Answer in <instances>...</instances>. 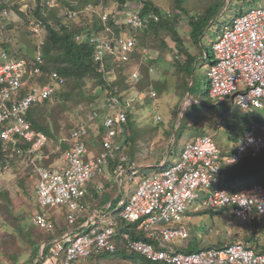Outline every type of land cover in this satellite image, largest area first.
<instances>
[{
  "label": "built area",
  "instance_id": "built-area-1",
  "mask_svg": "<svg viewBox=\"0 0 264 264\" xmlns=\"http://www.w3.org/2000/svg\"><path fill=\"white\" fill-rule=\"evenodd\" d=\"M58 1L61 0H0V22L10 19L15 6L22 13L39 8L45 15L58 6ZM237 2L252 3V0ZM73 8L76 6L67 8L58 17V23L29 19L28 31L36 41L34 54L29 59L0 53V172L23 164L36 180L37 210L31 218L33 228L52 233L54 226L47 211L59 207L67 212L69 228L59 239L41 244L38 255L24 264H89V260H97L101 254H114L119 241L127 254L154 264H264V251L258 252L253 245L241 241L189 253L168 245L187 237L183 221L189 213L229 209L242 222L255 214L264 215V186L229 192L221 185L224 165L232 166L245 155L254 158L264 151V126L245 132L225 156L213 135L200 136L184 146L175 164L166 168L161 164V170L145 177L140 176L138 166L128 156L120 153L123 146L117 139L127 123V115L118 96H104L101 110H88L69 137L59 140L51 150L49 139L32 128L27 120L30 107L50 100L64 82L53 72L49 82L39 83L45 63L40 46L47 27L55 31L69 30L73 24H79L76 23L79 15L88 18L96 11L90 4L83 9ZM142 8L140 1L125 20L126 27L119 28L118 36L106 27L108 37L89 30L74 37L77 44L93 48L92 58L99 65L98 72L105 71L108 60L126 62L136 50L138 31L147 22L159 20L154 14L142 16ZM108 16L106 12L100 13L102 22ZM211 51L212 61L206 73L209 98L226 99L230 107L245 113L262 109L264 7L251 5L246 12L238 9L220 30ZM143 54L147 56V51L143 50ZM112 74V68L104 73L106 77ZM138 76L135 72L132 79ZM136 98L143 100L145 95L139 93ZM126 106L129 107L128 101ZM215 128L223 130L222 124H216ZM89 131L100 137L101 149L97 155H92L86 144ZM63 143L67 148L59 163L48 164L52 154L60 153ZM114 159L118 164L111 170L109 164ZM96 179L114 180L119 190L126 186L129 196L116 199V208L110 204L102 208L86 206L83 200L89 196L87 185ZM103 191L101 184L97 193ZM118 221L137 224V230L148 241L135 240L126 232L118 233Z\"/></svg>",
  "mask_w": 264,
  "mask_h": 264
},
{
  "label": "trees",
  "instance_id": "trees-1",
  "mask_svg": "<svg viewBox=\"0 0 264 264\" xmlns=\"http://www.w3.org/2000/svg\"><path fill=\"white\" fill-rule=\"evenodd\" d=\"M143 2V8L141 10V15L146 17L150 14L158 16L159 20L157 22L149 21L145 26L138 31V43L136 51L130 55L129 59L126 62H112L108 60L106 62L105 71L109 72V69H113V74L111 79L107 78L104 72H98V64L93 61V48L85 45H79L75 43L74 37L86 30L93 32L94 34L108 37L109 34L106 33L105 28L108 27L111 31L117 36L120 33L121 27L125 28V20H122V14L129 15L132 11H128V14H125V6H129L130 3H134L136 6L139 2ZM171 7L177 10V13L169 12L164 13L159 10L150 0H77V7L73 9H83L84 6L90 4L94 9L100 4L102 5L100 11H106L109 7V2H116L118 13H111L108 16L106 22H102L97 12L89 15L88 18L81 19L79 24H73L72 28L67 30L62 28L60 31L53 30L50 26L47 27V32L44 37L43 43L40 46L42 52V57L44 59V66L42 68V75L39 77V83L45 84L50 81V76L53 72H56L64 80L60 89L55 93V95L50 100H45L36 104H33L27 112V120L33 129L42 132L49 140L53 139L56 143L61 140L59 130L62 129L60 122L55 121L54 108L51 107V104L54 103L56 108H58V114H63L65 111L70 110L71 108H77L81 105L90 104L91 107L89 110H101V104L103 102L104 96H118L121 106L124 108V111L127 115V123L122 126V132L119 133L117 141L124 144V148L121 150V154L127 155L132 161L136 160V154L138 147L137 141L139 137L137 134L139 131L134 126V123L131 122L133 115L130 113V107H127V99L134 93L145 92L148 94L147 99L150 98L149 93L146 92V88L150 90L160 92L159 87L155 82H152L149 77L148 67H144L140 63L141 56H143V49L147 50V59H151L150 53H157V58L152 61L155 63L159 59H163L168 52H171V49L166 44L165 40L168 38L174 45V58L172 56V64L174 68H177L181 76L179 78L184 81V88L187 89L189 82V77L195 67L198 65V61H205L209 65L212 60L211 55V44L207 47L203 44V39L206 38L208 33H210L211 38L217 37L218 31L228 23L224 21V12L219 17V12L225 6L224 0H205L200 6V9H187L186 5L189 3V0H168ZM72 8L71 6H69ZM18 6H15L14 12L15 15L22 18L26 17L29 19H41L42 21L48 23L60 21L57 19L56 11L51 10L50 12L42 13L39 8L26 13L19 12ZM120 10V11H119ZM129 10V9H128ZM122 11V12H121ZM13 12V13H14ZM169 16H166V15ZM56 19V20H55ZM121 21V22H120ZM187 26L189 29L188 39L191 44L189 47L185 40L180 36L179 28ZM214 27H217V32L214 30ZM36 47V42L34 43V48ZM22 51L25 50V47H22ZM35 51V50H34ZM1 52H6L10 55V45L5 44L2 46ZM204 52V55H203ZM12 56V55H10ZM30 57V54L24 53L22 56L12 57ZM27 57V58H29ZM136 60L139 65V74L141 73V78L131 86L132 82L135 80L132 79V72L130 74V68H132L131 60ZM147 66V65H146ZM138 79V78H137ZM89 80L92 82L90 91L85 90L86 81ZM207 81V79H206ZM99 89L101 97L97 102L92 100L93 96H90L94 89ZM208 82L204 89L205 101L203 105L199 107H194L193 109H188L185 115L182 118V126H179L176 130V140L177 144L180 140L181 135H178V132L183 130V128H191L193 136L191 138L195 139L196 137L208 135L204 127L201 125L199 129L193 128L191 126L188 118L200 119V112L204 111L205 116L210 115L215 121L216 124H222L223 128L232 133L231 140L236 141L241 137L245 132L249 131L252 126L262 124L263 117L261 116V111H264V107L261 110H254L252 112L245 113L237 108H232L228 106L226 110L220 108V104L214 105L208 96ZM202 101V100H200ZM94 102V103H93ZM51 107V108H50ZM100 114H103L101 112ZM198 117V118H196ZM62 120V119H61ZM161 123V122H160ZM161 126V124H160ZM77 127V126H76ZM75 127V128H76ZM68 125H65L64 130L66 135H70L73 129ZM69 131V133H68ZM174 131V125L171 126L170 131L165 132L167 135L171 136ZM157 132L156 128L151 129V133ZM68 133V134H67ZM69 137V136H68ZM87 146L93 148L94 150L101 149L100 137L94 135L89 131L87 139ZM67 146L65 143L62 144L60 154L65 151ZM173 148V147H172ZM183 149V146L180 145L179 151ZM173 149H171V154ZM55 158H60V154L56 153ZM119 154V155H121ZM118 164L116 159L110 161L109 168L111 170ZM148 168L140 170L142 176H146L145 173ZM160 170V169H159ZM222 185L229 192H238L242 189L250 188L254 185L264 186V151H262L257 157H251L250 155H245L243 159L232 166L224 165L222 167ZM117 189V188H116ZM97 193L93 192V196H96ZM99 196V195H98ZM97 198V197H96ZM112 204H116V201H113ZM264 217L258 216L255 214L250 220L245 223L247 225L255 226L256 228L264 231ZM262 225V226H261ZM137 224L126 225L123 222L119 224L118 233L126 232L129 233L135 240L148 241L146 237L142 234L141 231L137 230ZM35 228H30L27 232L29 235L31 231ZM59 230V229H56ZM59 232V231H58ZM62 232V231H61ZM60 232V233H61ZM37 239L32 241L31 238H26L29 246H33V250L28 260L34 258L35 252L43 240L50 239L51 236H44L43 234L36 233ZM33 235V234H32ZM58 235L56 232L55 236ZM54 236V235H53ZM52 236V237H53ZM253 236H250L246 243L250 244L253 240ZM32 241V243H30ZM264 251V246L258 247L257 251ZM126 252L119 248L114 254H101L97 259H103L107 256L117 257L118 255H124V258H132L138 261L139 264H154L145 261L141 257H135L132 255L127 256ZM14 262H17V258L14 259Z\"/></svg>",
  "mask_w": 264,
  "mask_h": 264
},
{
  "label": "rangeland",
  "instance_id": "rangeland-1",
  "mask_svg": "<svg viewBox=\"0 0 264 264\" xmlns=\"http://www.w3.org/2000/svg\"><path fill=\"white\" fill-rule=\"evenodd\" d=\"M150 1L164 13H179L177 10L171 7L168 0ZM237 1L239 0H232V2L229 4L227 0H224L226 5L223 6V8L226 7L228 10L226 15H224V21H229V19L234 16L236 6L243 12H246L250 9L251 5L249 3H238ZM73 2L77 3V0L58 1V6L55 8L57 19L67 8H69V6L73 4ZM204 2L205 0H189V3L186 5V7L189 9V11L193 9H200L199 5ZM253 6L264 7V0L256 1ZM135 7L136 6L134 3H130L129 6L127 4V6H125V14H128V11H132ZM116 8V2H109V7L107 8L106 12L108 14H117L118 9ZM15 14L17 13H12L8 21L0 22V53L2 46L9 44L11 50L10 55L18 57L22 56L24 53H28L31 57L34 54V43L36 41L32 38L28 31V18L26 17L25 19ZM82 18L83 15H79V21H81ZM126 19L127 15L122 14L123 22ZM214 30L217 32L218 28L214 27ZM179 32L180 36L185 40V43L191 47V44L187 39L189 33L187 26L179 28ZM210 35L211 34L208 33L206 39L203 41V44H205L207 47L212 44L211 39L213 38H211ZM165 42L171 49V52H168L169 54L163 59H159L155 63H152V61L157 58V53H150L151 59H148L147 61L144 60L143 56H141L140 59V63H142L144 67H148V73L150 75L149 79L152 82H155L157 87L160 89L158 94L157 91L146 88L145 91L150 93L154 92L156 94L155 97H150L147 101L137 104L131 109L133 115L131 122L134 123V126L139 131L137 134L139 140L137 141V146H135L138 147V150L136 151V160H130L134 162L138 168L142 169L149 166L154 167L158 165L159 162L163 161L165 156L168 155L170 147L174 142V131L172 132L171 136L167 135L165 132L170 131L171 126L174 125V128H176L179 125L181 120L180 116L187 108L186 105L193 102L190 93L196 99H201L202 101H205L206 99L204 89L207 84V77L205 76L207 62L199 60L197 67L192 71L190 78L191 83L192 81L193 83L190 84L191 88H189L188 94L187 89L184 88V81L179 78V76H181L180 71L177 68H174L172 64V56L174 58L175 52L174 45L168 38L165 40ZM23 46L25 47L24 51H22ZM131 62L132 68H130V74L135 71L138 72L140 64L134 59H132ZM141 77L142 76L140 73V77H138V79H134L135 81L132 82L131 86H133ZM91 86L92 82L87 80L85 90L89 92L91 90ZM89 95L93 96L92 100L94 102L99 101L97 96L101 97L100 90L97 88L89 93ZM216 103L217 102H213V104ZM90 104L81 105L77 108L73 107L70 110L65 111L63 114H58V108L55 107L56 105L54 103L51 104V107L55 109L53 115V117H55V121L60 122L62 125V129H60L58 133L60 135L59 139H64L69 136L65 133V125H68L70 129L75 128L78 124H80L81 121L85 119L87 112L91 107ZM227 107L228 104H220V108L222 110H226ZM193 108L194 106L190 107L189 109ZM260 114L264 119V111H261ZM158 117L161 121L157 120ZM188 120L190 121V124L193 126V128H195L194 126H199V121H194L193 118H188ZM210 124L212 123L208 121L207 125L206 123L204 124V128L208 127ZM258 125L264 126V120L262 124ZM180 126H182V121ZM153 128H156L157 132L151 133V129ZM191 131V128H183V130L181 128V130L178 132V135H181V137L179 142L173 145V153L169 157L170 163H174L178 158L177 153L180 145L183 146L193 140L187 141V139L193 136V132ZM213 137L217 145L222 144L224 146V144H226L228 141L227 131H218L217 133H214ZM51 140L53 141V139ZM55 144L57 143L51 142L49 145V150H51ZM55 155L57 154H52L49 161L53 162L55 159H59V157L55 158ZM154 172L155 169H148L146 174L150 175ZM123 183H126V179L123 180ZM35 185L36 180L30 177V171L28 174V171L25 169L23 164L13 165L8 170L0 172V264H19L24 260H27V258H29L31 255L33 246H29L26 238H31L32 241H35L38 236L35 234V232L39 233L36 229H33L31 231L32 233L27 235V231L30 228H33L31 225V218L37 210ZM123 191L124 188L119 190L118 187L117 195H121V192ZM222 210L215 213L209 211H199L190 215L193 218L187 227L189 234L187 240L194 242L192 247L200 249L204 242H212L215 238L224 239L223 242L221 240V243H219V245L222 246L236 241L246 242L250 236L254 237L250 244L257 246V248L264 246L263 230L261 231L259 227L256 228L255 226L241 223L239 219H237L235 216L233 217L228 211H226V209ZM49 212L53 213L52 218L55 220L60 219L63 221L66 219L67 212L63 207L51 209ZM263 224L264 223H262V225ZM209 231H211V233H209ZM43 235L46 237L45 233ZM183 240L184 239H177L176 241L179 243ZM32 241H30V243H32ZM254 242H256V244ZM125 254L129 256V254ZM15 258H17L16 263L14 262ZM88 263L139 264L137 260L132 258H124V255L122 254L118 255L117 257L107 256L106 258L97 260L94 258L89 260Z\"/></svg>",
  "mask_w": 264,
  "mask_h": 264
},
{
  "label": "crops",
  "instance_id": "crops-1",
  "mask_svg": "<svg viewBox=\"0 0 264 264\" xmlns=\"http://www.w3.org/2000/svg\"><path fill=\"white\" fill-rule=\"evenodd\" d=\"M230 1H232V0H230ZM256 1H259V0H252V3H249L250 5H253ZM228 2V1H227ZM73 4H75V5H77V3L76 2H73ZM226 5V4H225ZM225 8L226 7H224L220 12H219V17L221 16V14H223L224 12V10H225ZM236 9V11H235V13L237 12V10H238V8L236 7L235 8ZM223 12V13H222ZM188 39V38H187ZM206 38H204L202 41H204ZM215 39H216V37L215 38H213V39H211L212 40V43L215 41ZM188 41H189V39H188ZM207 42V41H206ZM188 45V44H187ZM203 55H204V52H203ZM143 58H144V60H145V58H147L146 56H144V54H143ZM148 59H146V61H147ZM199 62V61H198ZM197 67V66H196ZM195 67V68H196ZM206 68H208V64L206 65ZM136 72V71H135ZM138 74H139V72H137ZM206 73H207V70H206V72H205V76H206ZM139 77H140V74H139ZM190 77H191V75H190ZM189 77V82H188V86H187V92H188V94H189V88H191V86H190V84H192L193 83V81H192V83H191V78ZM207 77V76H206ZM139 93H144V95H145V98L143 99V101L142 100H137V98H136V94H139ZM139 93H134V94H132L131 96H130V98L129 99H127V101H128V105H129V107H130V113L132 114V112H131V109H132V107L133 106H136L137 104H141V103H143L144 101H147L148 99H147V97H148V94L147 93H145V92H139ZM152 93H154V92H152ZM155 93H154V96H152V94L151 93H149V96L150 97H155ZM190 96H191V99H193V102H191V104L189 103V104H187L186 105V109H185V111H183V113H182V115L180 116L181 117V120H182V118H183V116L185 115V113H186V111L190 108V107H199V106H202L203 105V101H200L201 99H196V98H194L192 95H191V93H190ZM210 99V98H209ZM211 101H212V103L213 102H217L216 104H214V105H217V104H228L227 103V100L226 99H221V100H218V101H215V100H212V99H210ZM139 101H142V102H139ZM229 106V105H228ZM199 116H200V119H194V121L195 120H197V121H199L198 122V124H199V126H195L197 129H199L200 128V126L202 125L203 127H204V122H207L208 123V121L210 122V123H212V124H210L208 127H205L204 129L206 130V132L208 133V134H211V135H214V133H217L218 132V130L216 131V128H215V126H216V121H215V119H213L212 117H210V115H206L205 116V112L204 111H201L200 112V114H199ZM196 118H198V117H196ZM211 118V119H210ZM160 120V119H159ZM158 120V121H159ZM181 120H180V123H181ZM161 121V120H160ZM180 123H179V125H178V127L180 126ZM224 131H227V130H224ZM227 133H228V141L226 142V144H224V146L221 144V145H217L218 147H219V149L221 150V153L225 156V155H229L230 153H231V151H232V146H233V143L235 142V141H232L231 140V137H232V133L231 132H229V131H227ZM214 138V137H213ZM193 138H189V139H187V141H190V140H192ZM175 140H176V136H174V142H175ZM195 139H193L192 141H194ZM53 142V143H56L54 140L52 141V140H49V142ZM191 141V142H192ZM51 142H50V144H51ZM119 142H121V141H119ZM174 142H173V144H172V146H171V148L173 147V145H174ZM190 143V142H189ZM49 144V145H50ZM186 144H188V143H186ZM185 144V145H186ZM49 147V146H48ZM125 146H124V144H123V148H124ZM171 148H170V150H171ZM90 153L92 154V155H97V153H98V150H94L93 148H91L90 147ZM169 153H170V151L168 152V155L167 156H165V158L163 159V160H165V159H168L169 158ZM56 154V153H55ZM180 154V151L178 150V153H177V159H176V161L179 159V155ZM61 158V157H60ZM59 158V159H60ZM59 159H55L53 162H51V161H49L48 162V164H52V165H56V164H58L59 163ZM175 161V162H176ZM162 162V161H161ZM48 164H46L47 166H48ZM170 165H173L174 163H169ZM13 166V165H12ZM11 166V167H12ZM10 167V168H11ZM25 169L28 171V174H29V169L27 168V167H25ZM140 169H142V168H140ZM147 172V171H146ZM145 172V173H146ZM105 184V186H104V191L103 192H100V194H98L97 193V187L99 186V185H101V184ZM222 183H223V180L221 181V185H222ZM103 184V185H104ZM223 186V185H222ZM224 187V186H223ZM116 188H118L117 187V184L114 182V180H110V181H103V180H101V179H96V180H94V181H92V182H90L88 185H87V189H88V193H89V196H87V197H85V199L83 200L84 201V203H85V205L86 206H90V207H92L93 205H97V206H100L101 208L104 206V205H111V208H116V204H112V202L113 201H116V199H122V198H126L127 197V195L129 196V192L127 191V187L125 186L124 187V191L123 192H121L122 194L121 195H117V189ZM93 192H96L97 193V195L96 196H93ZM128 192V193H127ZM99 195V196H98ZM97 197V198H96ZM55 209H57V208H55ZM225 210V209H224ZM50 210H48L47 211V215H48V219L52 222V224H53V226H54V230H53V232L52 233H45V235L46 236H51V238L50 239H46V240H43L42 241V243L41 244H43V243H46V242H49V241H52V240H56V239H59L63 234H65V232L69 229L68 228V226H67V224H66V219L65 220H63V221H61L60 219L58 220V219H53L52 218V215H53V213H50L49 212ZM223 211V210H222ZM226 211H228L231 215H232V213H231V211L229 210V209H226ZM217 212H220V211H217ZM213 213H215V212H213ZM191 214H193V213H189V215H188V218L187 219H185L184 221H183V224H184V226H185V228H186V230H187V227H188V225L190 224V222H191V220H192V216H190ZM233 216V215H232ZM234 217V216H233ZM263 221H264V218H263ZM122 221H118V223L120 224ZM127 225V224H126ZM161 226H165V224L164 223H161L160 224ZM56 229H59V230H56ZM38 232H39V234H44V232H42V231H39V230H37ZM59 231V232H58ZM62 231V232H61ZM56 232L58 233V235H56L55 236V234H56ZM61 232V233H60ZM217 232V231H216ZM209 233H211V231H209ZM54 235V236H53ZM53 236V237H52ZM188 236H189V234H188V230H187V237L182 241V242H177L176 240L174 241V242H172V243H169L168 245L169 246H171L172 248H174V249H176V250H178V251H182V252H193V251H199V250H202V249H206V248H211V247H220V246H222V245H219V243H221V240H222V242L224 241V239H220V238H215L214 239V241H212V242H208V243H206V242H204L203 243V245L200 247V249H196L195 247H192L193 246V241H188L187 240V238H188ZM255 244H256V242H254ZM40 244V245H41ZM40 245H39V247H40ZM118 246H119V248L122 250L123 249V247H122V244L120 243V241L118 242ZM39 247H38V250H39ZM50 247V246H49ZM254 247H255V245H254ZM38 250H37V254H36V252H35V255L37 256L38 255ZM44 250H45V253L46 252H48V247H46V248H44ZM63 255V254H62ZM36 256H34V258L36 257ZM33 258V259H34ZM32 259V260H33ZM31 261V260H30ZM29 260H28V258H27V260H24L23 262H21V263H19V264H24V263H27V262H30Z\"/></svg>",
  "mask_w": 264,
  "mask_h": 264
},
{
  "label": "clouds",
  "instance_id": "clouds-1",
  "mask_svg": "<svg viewBox=\"0 0 264 264\" xmlns=\"http://www.w3.org/2000/svg\"><path fill=\"white\" fill-rule=\"evenodd\" d=\"M231 2H232V1H230L229 4H230ZM87 5H88V4H87ZM73 6H76V5H75V4H72L71 7H73ZM101 6H102V5L100 4L98 7L95 8V10H96L95 12L98 13L99 17H100V13H101V12H106V11H100V10H99V9L102 8ZM76 7H77V6H76ZM116 9H117V8H116ZM223 12H225V13L228 12L227 8H225V10H224ZM223 12H222V13H223ZM106 13H107V12H106ZM233 13H234V11H233ZM107 14H108V13H107ZM108 15H109V14H108ZM221 15H222V14H221ZM234 15H235V14H234ZM127 17H128V16H127ZM84 18H85V17L83 16L82 19H84ZM230 20H231V18L229 19L228 23L230 22ZM80 22H81V21H79V19H78V21H77L76 23H80ZM228 23H227V24H228ZM227 24H226V25H227ZM224 26H225V25H224ZM224 26H223V27H224ZM223 27H222V28H223ZM222 28H221V29H222ZM221 29H220V30H221ZM219 33H220V31H219ZM75 43H76V42H75ZM211 46H212V44H211ZM136 48H137V47H136ZM143 50H145V49H143ZM143 50H142V52H143ZM135 51H136V50H135ZM146 51H147V50H146ZM133 53H134V52H133ZM133 53H132V54H133ZM211 55H212V51H211ZM9 56H10V55H9ZM11 57H12V56H11ZM31 57H32V56H31ZM29 58H30V57H29ZM29 58H19V59H29ZM211 61H212V60H211ZM208 66H209V65H208ZM134 73H135V72H134ZM111 77H112V75H111V76H108L107 78L111 79ZM138 77H139V76H138ZM210 99H211V98H210ZM262 109H263V108H262ZM257 110H261V109H257ZM258 126H263V125H254V126L251 127V129H252L253 127H258ZM222 127H223V126H222ZM177 129H178V126H177L176 128H174L173 137L176 136L175 132H176ZM224 130H225V129L223 128V130H221V131H224ZM199 137H200V136H199ZM197 138H198V137H196L195 140H196ZM195 140H194V141H195ZM192 142H193V141H192ZM192 142H190V143H192ZM172 144H173V143H172ZM188 144H189V143H188ZM186 145H187V144H186ZM171 146H172V145H171ZM184 146H185V145H183V148H184ZM170 148H171V147H170ZM171 149H172V148H171ZM182 150H183V149H182ZM182 150H181V152H182ZM181 152H180V154H181ZM180 154H179V155H180ZM171 155H172V154H171V150H170L169 157H170ZM179 157H180V156H179ZM176 162H177V161H176ZM169 163H170V162H169V158H168V159L163 160L162 162H159V164L156 165V166H154V167L149 166V167H147V168H148V169H155V171H158V170L161 168V167H160L161 164H163V168H166V167L170 166ZM174 164H175V162H174ZM163 168H162V169H163ZM140 170H141V169L139 168V173H140ZM160 170H161V169H160ZM140 176H142L141 173H140ZM146 176H147V175H146ZM142 177H145V175L142 176ZM254 186H256V185H254ZM260 186H262V185H260ZM252 187H253V186H252ZM252 187H250V188H252ZM247 189H249V188H247ZM258 216H259V215H258ZM260 216H261V215H260ZM261 217H264V215H262ZM241 222H242V221H241ZM127 225H129V224H127ZM133 225H135V224H133ZM236 242H237V241H236ZM241 242H243V241H241ZM243 243L248 244V243H246V242H243ZM248 245H249V244H248ZM250 245H252V244H250ZM223 246H224V245H223ZM253 246H254V245H253ZM220 247H222V246H220ZM211 248H214V247H211ZM255 248L257 249V246H255ZM206 249H209V248H206ZM202 250H205V249H202ZM261 251H262V250H261ZM193 252H195V251H193ZM186 253H189V252H186Z\"/></svg>",
  "mask_w": 264,
  "mask_h": 264
},
{
  "label": "water",
  "instance_id": "water-1",
  "mask_svg": "<svg viewBox=\"0 0 264 264\" xmlns=\"http://www.w3.org/2000/svg\"><path fill=\"white\" fill-rule=\"evenodd\" d=\"M180 119H181V117H180Z\"/></svg>",
  "mask_w": 264,
  "mask_h": 264
}]
</instances>
